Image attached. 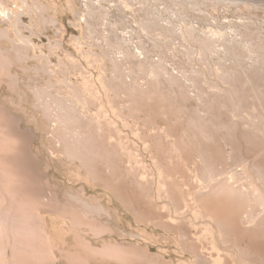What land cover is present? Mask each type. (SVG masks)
I'll list each match as a JSON object with an SVG mask.
<instances>
[{"label": "rangeland", "instance_id": "obj_1", "mask_svg": "<svg viewBox=\"0 0 264 264\" xmlns=\"http://www.w3.org/2000/svg\"><path fill=\"white\" fill-rule=\"evenodd\" d=\"M209 167L264 199V0H0V264H264Z\"/></svg>", "mask_w": 264, "mask_h": 264}, {"label": "bare ground", "instance_id": "obj_2", "mask_svg": "<svg viewBox=\"0 0 264 264\" xmlns=\"http://www.w3.org/2000/svg\"><path fill=\"white\" fill-rule=\"evenodd\" d=\"M50 102H51V101H50ZM51 103H52V102H51ZM56 103H57V102H56ZM57 104H58V103H57ZM55 105H56V104H55ZM67 106H68V105H67ZM72 107H73V106H72ZM61 108H62V107H61ZM66 109H67V108H66ZM66 109H65V110H66ZM70 109H72V108H70ZM60 110H61V109H59V111H60ZM45 111H46V109H45ZM45 111H44V112H45ZM68 111H69V110H68ZM64 112H65V111H64ZM46 113H47V112H46ZM65 113H66V112H65ZM67 114H68V113H66V115H67ZM63 115H64V114H63ZM63 115H62V116H63ZM70 115H71V114H70ZM70 115H69V116H70ZM64 117H65V116H64ZM66 118H67V116H66ZM58 119H59V118H58ZM61 119H62V118H61ZM64 119H65V118H64ZM55 120H56V119H55ZM65 120H66V119H65ZM58 121H59V120H58ZM63 121H64V120H63ZM65 124H66V123H65ZM65 124H64V125H65ZM67 131H69V129H68ZM66 133H67V132H66ZM76 133H77V132H76ZM74 134H75V133H74ZM74 134H71V136H73ZM75 135H77V134H75ZM71 136H70V137H71ZM73 137H74V136H73ZM71 138H72V137H71ZM71 141H72V140H71ZM73 142H74V141H73ZM73 142H71V143H73ZM67 147H69V146H67ZM67 150H68V149H67ZM68 151H70V154H71V150L69 149ZM72 154H73V153H72ZM72 154H71V155H72ZM72 156H73V155H72ZM248 157H249V156H248ZM244 161H245V158H244V160L239 161L240 163H238V164H240L239 166H241V164H242V166H243V167L241 166V168H243V170L241 171V174H243V175H247V172H245V171H246V169H247V171H248V168H247L248 166H247L246 163H245L246 161H245V162H244ZM250 163H251V162H250ZM238 164H237V165H238ZM205 167H206V166H205ZM250 167H251V166H250ZM211 168H212V167H211ZM239 168H240V167H239ZM207 171H211V172H209L210 174H208V176H207L208 179L206 180V178H205L206 181H205V180L203 181V180L201 179L204 183H205V182H207V184L209 183L208 186H207V188H208L209 186H212V187H214V189H215V188L218 186V189H217V190H219V193H218V191H217V192L215 193L216 195H220V194H222V193H223V194H228V195H229V194H231V195L233 194L235 197H241V198H244V200H246L245 198H247V200H248V198L250 199V198L252 197L253 199L251 198V199H252L251 202H254V205H255V202H256V205H257V206H255V207H257V208L259 207L258 210L260 209V212H262V213H260V214L263 215V213H264V199L260 196L262 193H260V195H258V190H259V189L256 190L257 186L255 187V185L252 184L251 187H252V188L255 187V188H254V190H252L251 187H250L251 191L248 192V190H250V189L244 188V190H243V189H242L243 187L240 186V185H238V186L241 187V188H239L238 186H237V187H236V186H235V187H234V186H231V185H233V183L231 182V184H229V183L227 182V181H229V180H224V179H226V177H223L224 175L221 176V177H223V178L221 179L222 182H219V183H218V179H220V178H218L217 181H216V179L214 180V178H215L214 175L217 177V175H218V176L221 175V174H219V173H221V172H222V173H225V172H226L225 170H223V171H219L218 173H215V171H214L213 169L211 170L210 167H209V170H207ZM212 171H213L214 173H213ZM234 172H235V171H234ZM207 173H208V172H207ZM211 173H212V174H211ZM245 173H246V174H245ZM233 174H234V173H233ZM233 174H232V178H233ZM225 175H226V174H225ZM230 175H231V173L229 174V176H230ZM235 175H236V174H235ZM239 175H240V173H239ZM247 176H248V175H247ZM230 177H231V176H230ZM249 177H250V176H249ZM227 178L230 179L229 177H227ZM232 178H231V179H232ZM235 178L238 179V177L235 176L233 180H235ZM258 178H259V177H258ZM240 180H241V179H240ZM212 181H213V182L216 181L217 186L215 185V183H214L213 185H211L210 182L213 183ZM229 182H230V181H229ZM238 183H239V181H238ZM248 183H249V182H248ZM218 184H219V185H218ZM204 185H205V184H204ZM205 186H206V185H205ZM215 186H216V187H215ZM248 186H249V185H248ZM212 187H210V189H211ZM248 188H249V187H248ZM245 189H247V192H248V193L245 192V191H246ZM204 190H205V189H204ZM212 190H213V189H211V191H212ZM252 191H253V193H252ZM212 192H214V190H213ZM220 192H221V193H220ZM259 192H260V191H259ZM251 193H252L253 196H250ZM249 194H250V195H249ZM231 195H230V196H231ZM226 196H227V195H226ZM262 196H263V195H262ZM263 197H264V196H263ZM22 199H23V198H22ZM22 199H21V200H22ZM3 200H4V199H3ZM254 200H255V201H254ZM21 202H22V201H21ZM247 202H248L247 204L251 203L250 200L247 201ZM23 203H24V202H23ZM2 204H4V202H3ZM16 204H18V203H16ZM21 204H22V203H21ZM252 204H253V203H252ZM252 204H251V205L249 204V205L252 206ZM255 207H253V208H255ZM257 208H256V209H257ZM1 210H3V209H0V213H1ZM246 210H247V209H246ZM11 212H12V211H11ZM252 212H253V211H252ZM254 212H255V211H254ZM256 212H259V211L256 210ZM22 213H25V212L22 211ZM250 214H251V212H248V214L246 213L247 217H248V215L250 216ZM254 214L261 216V215L258 214V213H252L250 217L246 218L247 220L249 219V220H248L249 222H248L247 220H245V221H246L247 223H250L251 220H253L254 218H256V216H255ZM10 215H13V213L10 214ZM253 215H254L255 217H254ZM16 216H17V218H19L18 215H16ZM24 216H25V214H24ZM3 217H5V214H4V216L1 215V218H3ZM11 217H12V216H11ZM25 218H26V217H25ZM28 218H29V217H28ZM251 218H252V219H251ZM3 219H4V218H3ZM3 219H0V220L2 221ZM250 219H251V220H250ZM17 220H18V219H17ZM26 220H27V219H26ZM260 221H261V220H260ZM4 222H5V221H4ZM11 222H12V221H11ZM23 222H24V220H23ZM0 223H1V222H0ZM26 223H27V222H26ZM25 225H26V224H24L23 227H25ZM243 225H244V224H243ZM28 226H30V225H28ZM1 227H2V225L0 224V228H1ZM20 227H21V226H20ZM26 227H27V226H26ZM54 227H55V226H54ZM23 229H24V228H23ZM28 229H29V228H28ZM19 231H20V230H19ZM23 231H24V230H23ZM25 231H26V229H25ZM32 231L34 232L33 229H32ZM26 232H28V230H27ZM26 232H25V236H26ZM31 234H32V232H31ZM23 236H24V235H23ZM30 236H31V235H30ZM25 240H26V239H25ZM25 240H24V241H25ZM32 241H33V240H32ZM20 242H21V241H20ZM27 242H28V241H27ZM29 242H30V241H29ZM15 243H16V242H15ZM20 244H21V243H20ZM24 244H26V243L24 242ZM88 244H90V243H88ZM0 245H1V244H0ZM28 245H29V244H28ZM28 245H27V244L25 245V246H27L26 248H28ZM1 246H2V245H1ZM15 246H16V245H15ZM30 246H32V245L30 244L29 247H30ZM18 247H19V245H18ZM38 247H39V245H38ZM45 247H46V246H45ZM12 248H13V247H11V249H12ZM24 248H25V247H24ZM14 249H15V248H14ZM17 249H18V248H17ZM30 249H32V248H30ZM30 249L28 248V250H30ZM35 249H36V248H35ZM35 249H34V247H33V250H35ZM42 249H43V248H42ZM103 250H104V249H103ZM105 250H106V252H107V249H105ZM24 251H25V249H24ZM29 252H31V251H29ZM38 252H39V251H38ZM40 252H41V251H40ZM40 252L38 253L39 255H40ZM73 252H75V250H74ZM91 252H92V251H91ZM91 252H90V253H91ZM100 252H102V251H100ZM103 252H104V251H103ZM103 252H102V254H103ZM0 253H1V252H0ZM48 253H49V252H48ZM27 254H29L28 251H27ZM73 254H74V253H73ZM98 254H100V253H98ZM33 255H35V254H33ZM36 256H37V255H36ZM36 256H35V257H36ZM75 256H76V255H75ZM111 256H112V255H111ZM113 256H114V255H113ZM73 257H74V256H73ZM81 257H82V256H81ZM37 258H39V257H37ZM77 260H78V259H77ZM83 260H84V259H83Z\"/></svg>", "mask_w": 264, "mask_h": 264}]
</instances>
